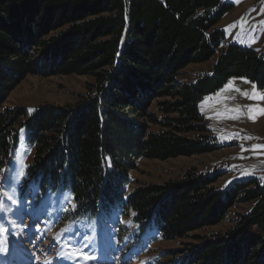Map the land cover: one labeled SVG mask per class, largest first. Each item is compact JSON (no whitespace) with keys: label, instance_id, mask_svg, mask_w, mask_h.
I'll use <instances>...</instances> for the list:
<instances>
[{"label":"trees","instance_id":"obj_1","mask_svg":"<svg viewBox=\"0 0 264 264\" xmlns=\"http://www.w3.org/2000/svg\"><path fill=\"white\" fill-rule=\"evenodd\" d=\"M232 7L222 0H0V168L24 128L32 153L26 181L41 192L68 188L78 213L130 209L137 224H154L166 240L252 202L225 234L170 253L178 264H264V181L219 188L220 172L192 170L126 193L143 158L220 148L198 110L202 97L230 77L264 88V53L236 44L195 82L178 80L188 65L217 53L224 32L216 24ZM70 74L92 78L77 104L36 105L31 114L24 105H3L27 75Z\"/></svg>","mask_w":264,"mask_h":264},{"label":"rangeland","instance_id":"obj_2","mask_svg":"<svg viewBox=\"0 0 264 264\" xmlns=\"http://www.w3.org/2000/svg\"><path fill=\"white\" fill-rule=\"evenodd\" d=\"M222 1L233 5L216 24L224 32V40L212 59L183 69L179 82L193 83L209 72L228 44L264 53V0ZM91 81L88 75H27L8 94L3 105H24L29 110L36 105L77 104L87 94ZM253 85L257 98H250L254 94ZM260 96H264V88L246 77H230L221 87L202 97L198 110L220 148L167 160L143 158L138 161L137 169L130 172L135 182L127 186L126 193L137 185L178 180L192 170L220 172L222 175L215 183L219 188L249 178L263 182L264 147L253 148L264 145V111H261L264 99ZM161 100L153 103L154 110ZM20 129L12 158L0 168L9 169L8 178L0 181V229H3L0 264H13L9 258L13 244L18 247L17 253L20 249L27 253L26 264H178L171 250H187L200 244L202 237L225 234L236 216L252 205V202L236 203L219 223L175 240L163 239L154 224L141 227L134 221L132 210L123 211L118 205L96 214L78 213L76 207L73 209V199L71 203L66 200L68 188L41 192L31 181L23 180L19 184L14 181V170L21 162L28 165L32 159L26 132L21 133ZM151 129L156 131L159 127L152 125ZM78 251L94 259H85L84 255H77Z\"/></svg>","mask_w":264,"mask_h":264},{"label":"snow or ice","instance_id":"obj_3","mask_svg":"<svg viewBox=\"0 0 264 264\" xmlns=\"http://www.w3.org/2000/svg\"><path fill=\"white\" fill-rule=\"evenodd\" d=\"M247 82V81H246ZM255 89H256V86L253 85V96H251L250 98H257V95H256V92H255ZM244 95H248L247 93H244ZM259 98L261 99H264V96H260ZM207 99V98H206ZM34 111V109H29V114H31V112ZM261 111H264V110H261ZM252 119H255L254 116L250 117ZM25 129L24 128H21L20 129V132L21 133H24ZM261 147H264V145H254L253 148H261ZM31 167L30 165H27V164H24L23 162L20 163L19 167L17 169L14 170V174H13V179L14 181L19 184L21 183L23 180L27 179V172L26 170ZM9 172V169L8 168H5V169H0V181L4 180V179H7V173ZM227 186V185H225ZM66 200L67 202L71 203V200H72V196H71V193L68 194V196L66 197ZM13 203H18V201L16 200H13L12 201ZM75 205L73 204V209H75ZM65 211H67L68 209L65 208L64 209ZM3 229H0V231H2ZM77 255H84V258L85 259H94V257H89L87 255H85L83 252H77Z\"/></svg>","mask_w":264,"mask_h":264},{"label":"bare ground","instance_id":"obj_4","mask_svg":"<svg viewBox=\"0 0 264 264\" xmlns=\"http://www.w3.org/2000/svg\"><path fill=\"white\" fill-rule=\"evenodd\" d=\"M18 247H17V245L16 244H13L12 246H11V252H9L10 254H9V258H10V261L13 263V264H26L27 263V261H26V255H27V253L25 252V251H23V250H21L20 249V251H18V253L16 252V249H17ZM25 249V248H24ZM21 252H23L24 253V255L21 253ZM15 263H14V262ZM9 264H10V262H9Z\"/></svg>","mask_w":264,"mask_h":264}]
</instances>
